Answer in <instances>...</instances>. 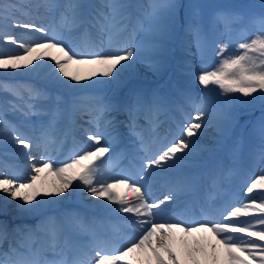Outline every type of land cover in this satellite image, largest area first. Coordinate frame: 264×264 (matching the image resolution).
<instances>
[{
    "label": "snow or ice",
    "instance_id": "obj_1",
    "mask_svg": "<svg viewBox=\"0 0 264 264\" xmlns=\"http://www.w3.org/2000/svg\"><path fill=\"white\" fill-rule=\"evenodd\" d=\"M259 7L250 13L201 0H41L20 19L14 0H0V23L39 34L18 40L0 31V44L19 49L0 48V75L26 70L40 81L23 86L0 79V146L23 149L18 155L31 170L24 178L0 164V264H264V167L246 173L244 195L260 190L258 199L236 204L233 195L218 207L200 206L198 214L187 200L195 178L185 171L210 151L199 143L207 129H214L217 147L226 146L239 110L258 102L262 114L249 133L247 158L251 168L264 165V3ZM41 9H63L59 27L41 23ZM193 46L202 62L198 100L178 90L169 101L159 88L132 83L138 64L160 74L176 48L191 54ZM185 64L180 61V71ZM102 85L107 95L93 91ZM216 89L221 99L213 102ZM169 110L181 119L161 135L159 116ZM84 116L88 127L79 123ZM31 117L38 134L29 137L20 125L32 127ZM121 123L134 138L130 154L114 149ZM69 136L72 147L58 159ZM243 147L242 136L231 146L234 160ZM34 149L44 150L40 166L30 163ZM120 159L128 165L119 167ZM239 172L233 167L227 175ZM161 177L162 198L155 188ZM74 200L107 214L109 227L98 228L95 217L69 207ZM181 204L187 206L180 210Z\"/></svg>",
    "mask_w": 264,
    "mask_h": 264
},
{
    "label": "rangeland",
    "instance_id": "obj_2",
    "mask_svg": "<svg viewBox=\"0 0 264 264\" xmlns=\"http://www.w3.org/2000/svg\"><path fill=\"white\" fill-rule=\"evenodd\" d=\"M22 1L23 0H20L19 2H17V4H18V8L17 9H15V14L16 13H21L24 17H26L24 14L25 13H28V14H34L35 13V9L33 8V9H31V8H27V6H28V2L27 1H25V4H23L22 3ZM39 1H41V0H39ZM207 1L208 0H201V2L202 3H205V4H208L207 3ZM190 2V0H183V4H187V3H189ZM209 2H213V4L212 5H220V6H231V7H235V8H237V9H239V10H243V9H247V11H249L250 13H259L260 11H261V9H260V7H259V5L261 4V3H264V0H209ZM213 9H209L208 11L209 12H211ZM61 11H63V10H59L58 11V14L55 16V18H56V24L58 25V27H59V18H60V12ZM41 12H43L44 14H45V18H46V22L45 23H43V24H45V25H49V24H53L54 25V23L52 22V20H53V17H52V13L54 12H51V13H49V12H46V11H44V9H41ZM43 15V14H42ZM68 23H71V19H70V16H69V21H68ZM205 27L207 28V25H205ZM11 30H13V31H15L16 29H11V28H8V27H5L4 25H3V23H0V31H4V32H8V33H10V34H14V36H16V38L18 39V40H23V38L22 37H20V35L19 34H15V33H12L11 32ZM254 32H255V28L254 27H252V28H250V35L251 34H254ZM25 34H27V32H24ZM28 35V34H27ZM65 35H67V33L65 32ZM30 37H33V35H29V38ZM218 40L222 43V42H225V40H226V37H223V36H220V37H218ZM8 48V49H10L9 48V45H3V44H0V48ZM235 47H236V45H235V43H233V45H232V48L230 49V50H235ZM10 50H12V49H10ZM13 51V50H12ZM181 52V51H180ZM190 52H191V54H186V53H183L184 55L182 56V59H184V60H187L188 62H189V65H190V69L192 70V72H191V76L189 77V78H184V82L185 81H188V83L187 84H190L191 85V87H190V89H192V91H194V92H197V93H199V87H200V85H199V83H198V80L196 79V76L199 74V70H200V68H201V59H200V56H199V54L196 52V49H195V47L193 46L192 48H191V50H190ZM215 62H216V57H215V55L214 54H211L210 55V58H209V63H210V65L212 66V67H214L215 66ZM137 70L138 71H146V72H149V73H151L152 75H153V77L154 78H156V76H158V75H160V74H154V73H152L145 65H143V64H138V66H137ZM178 72V71H177ZM179 75H182V73H179ZM1 76V75H0ZM3 77H8V76H3ZM135 85H137L136 83H135ZM99 89H100V91H104L107 87L106 86H100V87H98ZM196 93V94H197ZM108 93L107 92H105V95H107ZM219 94V89H216L215 90V93H213V97H214V99L212 100L213 102L214 101H216V100H218V99H221V97L218 95ZM218 98V99H217ZM241 99H245V98H243V97H241ZM247 99H251V98H247ZM260 106V104H259V102L254 106V107H249V108H242V109H240L239 110V112H241V114H243V115H245L246 117L247 116H249V114L252 112L251 110H252V108L253 109H261V108H258ZM258 114V113H257ZM261 114H262V110H261ZM261 114H260V116H261ZM9 116H11V117H14V118H12L11 119V121L12 122H17L18 121V119H17V117H15V116H13L12 114H9ZM260 116L259 117H257V119H256V121L255 122H253L252 123V125L250 126V128L248 129V127H247V131L250 133L251 132V130H252V128H253V125L258 121V119L260 118ZM38 123V122H37ZM248 123H250L249 121H247V123H246V120L245 121H243L241 124H240V127L243 129V127L244 128H246V126L248 125ZM208 131H209V133L208 132H206V134H210V135H216L215 133H213L212 131H213V129L212 128H209V129H207ZM204 140H208V139H205V138H202V141H204ZM212 142H215V140L214 139H212ZM211 148H213V147H211Z\"/></svg>",
    "mask_w": 264,
    "mask_h": 264
},
{
    "label": "bare ground",
    "instance_id": "obj_3",
    "mask_svg": "<svg viewBox=\"0 0 264 264\" xmlns=\"http://www.w3.org/2000/svg\"><path fill=\"white\" fill-rule=\"evenodd\" d=\"M16 16H18L20 19H26V17H24V16H22L20 13L19 14H15ZM43 21H44V19H42V21H40L41 23H43ZM12 29V28H11ZM22 32H23V30H20V29H16L15 31H14V33L17 35V34H19L20 35V37H22L23 38V40H27V39H29V36L27 35V36H24V35H22ZM29 33V32H28ZM29 34H32L33 35V37H36V36H38L39 34H35V33H29ZM14 35V34H13ZM9 47H11V48H14V46H12V45H9ZM15 49V48H14ZM19 51V49H15V50H13V51ZM49 63H52L51 61H49ZM21 74L20 75H17V76H14L15 78H17V79H20V80H24V79H30V78H32V79H37L35 76H29V75H24L23 73L26 71V70H18ZM10 77V76H9ZM136 77H141L142 79H147V80H153L154 79V77H153V75H151V74H149V73H146V72H143V71H138L137 70V75H136ZM97 79H99V78H97ZM29 132L31 133V136H34V135H36V132H34L32 129H30L29 130ZM213 133H215V131H214V129H213V131H212ZM205 135V134H204ZM13 147L14 146H10L7 150H5L2 146H1V148H0V157H2V158H5V159H12L14 162H19V163H21L22 165H23V169H25V172L22 174L23 175V177L24 178H27L30 174H31V170H30V167H28V164H29V162L26 160L25 162H24V160L22 159V158H20V156L18 155V152H20V151H24L23 149H17L16 151H13ZM5 153H7V154H5ZM31 163V162H30ZM32 164V163H31ZM35 165H37V164H35ZM37 166H40V165H37ZM260 167H264V165H257L255 168H252V170H251V172L249 173L250 175H257V174H259V171H260ZM7 174H9V175H11V174H13L11 171H7ZM226 177H228V175L226 174ZM248 179V175H244L243 176V182H244V184H245V180H247ZM250 182V181H249ZM259 197V195H254V196H252L251 198H254V199H256V198H258ZM102 201H95V203H101ZM104 203V202H103Z\"/></svg>",
    "mask_w": 264,
    "mask_h": 264
}]
</instances>
